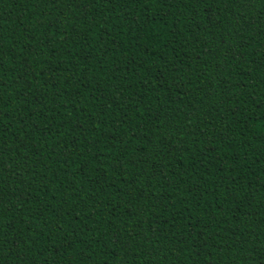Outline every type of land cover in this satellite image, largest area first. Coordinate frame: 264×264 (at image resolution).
<instances>
[{
  "label": "trees",
  "instance_id": "16d2710c",
  "mask_svg": "<svg viewBox=\"0 0 264 264\" xmlns=\"http://www.w3.org/2000/svg\"><path fill=\"white\" fill-rule=\"evenodd\" d=\"M0 264H264V0H0Z\"/></svg>",
  "mask_w": 264,
  "mask_h": 264
}]
</instances>
